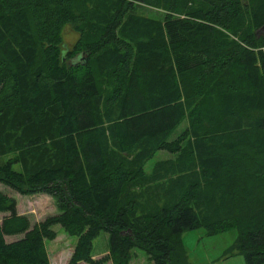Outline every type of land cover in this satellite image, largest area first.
Masks as SVG:
<instances>
[{
	"label": "trees",
	"instance_id": "trees-1",
	"mask_svg": "<svg viewBox=\"0 0 264 264\" xmlns=\"http://www.w3.org/2000/svg\"><path fill=\"white\" fill-rule=\"evenodd\" d=\"M0 184L56 208L0 191V264H50L53 225L66 264H190L195 228L264 264V0H0Z\"/></svg>",
	"mask_w": 264,
	"mask_h": 264
},
{
	"label": "rangeland",
	"instance_id": "rangeland-1",
	"mask_svg": "<svg viewBox=\"0 0 264 264\" xmlns=\"http://www.w3.org/2000/svg\"><path fill=\"white\" fill-rule=\"evenodd\" d=\"M142 12L148 15L156 16V11L143 8ZM77 34L72 31L69 26H65L62 30V42L64 47H69L76 39ZM181 128V126L179 127ZM163 151H157L154 157L146 162V169L153 162L163 157ZM165 156V155H164ZM18 169V164L13 166ZM0 191L14 198L17 213L25 214L30 222V225L43 220L46 216L56 213V208L53 199L46 194L35 195H20L8 187L0 184ZM52 230L55 232V237L52 240L45 241L50 264H66L71 254L75 243V237L67 236L59 225H53ZM18 235L17 237H19ZM236 237L234 229L227 230L220 234L205 235L203 229L195 228L184 231L181 234L182 246L188 256L190 264H244L243 257L240 254H229L228 248L233 243ZM16 237H6L5 240H13ZM107 234L100 232L92 241L91 254L93 259L101 258L106 254ZM134 256L130 264H144L145 254L138 249H134ZM80 264H86L80 262Z\"/></svg>",
	"mask_w": 264,
	"mask_h": 264
},
{
	"label": "crops",
	"instance_id": "crops-1",
	"mask_svg": "<svg viewBox=\"0 0 264 264\" xmlns=\"http://www.w3.org/2000/svg\"><path fill=\"white\" fill-rule=\"evenodd\" d=\"M161 154H163V157H166L167 156V154L166 153H161ZM165 155V156H164ZM18 214H20V213H18ZM78 264H80V262L78 263ZM103 264H110V262L109 261H106L105 263H103ZM141 264V263H140Z\"/></svg>",
	"mask_w": 264,
	"mask_h": 264
}]
</instances>
